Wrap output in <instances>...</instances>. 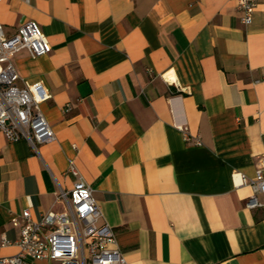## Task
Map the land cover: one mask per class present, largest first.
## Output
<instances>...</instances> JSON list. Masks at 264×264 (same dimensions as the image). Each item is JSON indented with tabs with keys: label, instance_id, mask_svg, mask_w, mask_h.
I'll use <instances>...</instances> for the list:
<instances>
[{
	"label": "crops",
	"instance_id": "obj_1",
	"mask_svg": "<svg viewBox=\"0 0 264 264\" xmlns=\"http://www.w3.org/2000/svg\"><path fill=\"white\" fill-rule=\"evenodd\" d=\"M48 50L12 56L16 85L46 94L55 139L0 131V256L14 216L63 210L72 161L129 264H264V0H1L7 34L28 21ZM28 264H59L27 258Z\"/></svg>",
	"mask_w": 264,
	"mask_h": 264
},
{
	"label": "built area",
	"instance_id": "obj_2",
	"mask_svg": "<svg viewBox=\"0 0 264 264\" xmlns=\"http://www.w3.org/2000/svg\"><path fill=\"white\" fill-rule=\"evenodd\" d=\"M1 1V0H0ZM240 12L242 23L252 21L259 0H231ZM47 41L39 26L32 20L20 24L16 31L7 34L0 23V131L9 140L24 138L33 147L55 139V133L40 108L46 97L33 86L19 87V74L12 56L25 49L35 57L48 50ZM264 78V67H262ZM69 171L77 179L70 190L60 189L57 199L64 203L63 210H48L33 219L28 209L12 217L11 223L18 227L14 254L0 256V264H28L27 258L48 259L59 264H129L118 248L109 247L114 241L110 227L99 223L101 210L92 195V187L84 180L72 161ZM237 183L248 182L252 193L245 205L249 208L261 205L258 193H264V158L247 179L234 171ZM4 236L0 244H9Z\"/></svg>",
	"mask_w": 264,
	"mask_h": 264
}]
</instances>
